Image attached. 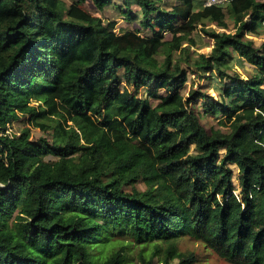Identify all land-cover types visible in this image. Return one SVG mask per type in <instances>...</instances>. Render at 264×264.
<instances>
[{"label": "trees", "instance_id": "1", "mask_svg": "<svg viewBox=\"0 0 264 264\" xmlns=\"http://www.w3.org/2000/svg\"><path fill=\"white\" fill-rule=\"evenodd\" d=\"M89 1L117 0H0V264H131L128 246L105 251L127 237L154 246L141 264H198L184 237L264 264V44L246 38L264 0H122L140 23L124 33ZM228 19L234 33L205 28ZM200 26L213 47L193 60ZM189 73L220 100L184 93ZM23 118L48 136L10 134Z\"/></svg>", "mask_w": 264, "mask_h": 264}, {"label": "rangeland", "instance_id": "2", "mask_svg": "<svg viewBox=\"0 0 264 264\" xmlns=\"http://www.w3.org/2000/svg\"><path fill=\"white\" fill-rule=\"evenodd\" d=\"M67 6H70L72 3L76 2L77 0H64ZM165 7H170L172 4L175 3V0H165ZM111 7H107L104 11H99L96 6L93 4L92 1H89L85 6V10L89 13H91L95 17H100L104 20V22H116L117 24V33H124L127 30H139L140 29V23L139 21H135L132 24L128 23L123 14L120 12L121 7L123 6L122 0H117L114 2V4L110 5ZM162 6V4H161ZM137 7L134 6V10ZM138 9V8H137ZM138 15H140V11L137 12ZM229 22V28L223 29L219 28L217 25L212 24L210 22L206 23V27L209 31H215V32H232L234 33L237 30V27L234 23L231 22L230 19H228ZM180 24V23H178ZM204 27L200 26L198 30L194 33V38L196 40V46L191 47V54L193 60L197 58L200 54H209L213 47V42L211 39H209L203 32ZM148 33V32H146ZM145 34V33H144ZM151 34V33H149ZM247 39H251L255 42L257 47H260L264 44V27L260 29V34L257 36H254L250 33L246 34ZM179 56V55H177ZM162 61V58H161ZM233 69L235 72L239 73L243 79H249L250 74L249 72H255L254 67H252L250 64L244 61L236 62L233 65ZM186 68V67H185ZM187 69V68H186ZM189 71V69H188ZM209 76V74H208ZM189 82L185 86L183 92L188 93L191 90H197L201 91L203 93L209 94L213 96L216 100H220V92L219 87L215 88L214 85H212L210 78L208 77H201V76H194L189 73ZM155 103V102H154ZM221 118V117H220ZM221 119L215 120L212 118H204L201 122L205 126L206 129L211 130L212 128L215 129H223L227 130V127L221 125L220 122ZM30 127L32 129L33 133V139L37 140L41 137H47L45 133H43L40 129L32 128V126L29 123V118H23L19 121H16L12 123L9 126V133L19 135L21 132ZM138 187L142 190H144V185L139 184ZM117 240V241H116ZM115 243L112 244L111 247L105 249L106 252H111L113 248H119V246H128V250L126 251V255L131 257V264H141L140 262V255L144 250V245L135 243V241L131 238H116ZM120 241V242H119ZM180 250L183 252H192L196 253L198 256V264H229L228 262L222 260L218 257L216 253H214L211 249L206 247L201 242H196L191 240L188 237L182 238L180 241ZM107 247V245H106ZM155 249L153 245H146L144 250V257L147 259H151L154 255ZM160 257L154 258V264H161L160 263Z\"/></svg>", "mask_w": 264, "mask_h": 264}, {"label": "built area", "instance_id": "3", "mask_svg": "<svg viewBox=\"0 0 264 264\" xmlns=\"http://www.w3.org/2000/svg\"><path fill=\"white\" fill-rule=\"evenodd\" d=\"M208 6L225 4L228 0H206Z\"/></svg>", "mask_w": 264, "mask_h": 264}]
</instances>
